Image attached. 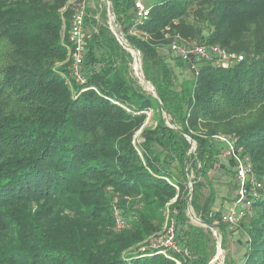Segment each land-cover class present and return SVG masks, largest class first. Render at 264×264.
I'll list each match as a JSON object with an SVG mask.
<instances>
[{
  "label": "trees",
  "instance_id": "16d2710c",
  "mask_svg": "<svg viewBox=\"0 0 264 264\" xmlns=\"http://www.w3.org/2000/svg\"><path fill=\"white\" fill-rule=\"evenodd\" d=\"M148 2L138 24L133 0L111 5L160 102L133 74L100 0L86 8L81 84L68 57L72 0H0V264H208L211 231L185 212L197 162L193 214L218 229L223 247L237 236L228 264H264V0ZM177 37L242 60L194 61L177 85L174 69L190 68L169 49ZM219 137L262 185L235 225L213 209L215 172L234 178ZM171 220L179 253L166 256L148 243Z\"/></svg>",
  "mask_w": 264,
  "mask_h": 264
},
{
  "label": "built area",
  "instance_id": "2783aa9c",
  "mask_svg": "<svg viewBox=\"0 0 264 264\" xmlns=\"http://www.w3.org/2000/svg\"><path fill=\"white\" fill-rule=\"evenodd\" d=\"M90 0H72V16L70 22V30L68 35L69 52L68 57L71 61V69L76 83L81 84L83 77L81 74V66L83 64L85 55V13ZM108 1V0H106ZM108 4V2H107ZM134 7V24L143 22L149 15L150 6L146 5L145 0H133ZM171 53L178 59L190 65L193 71H196L197 62H209L216 65L226 63H233L241 61L242 57H235L221 49L219 46L210 44H201L194 40H183L176 38L169 45ZM219 140L225 144L224 157L233 159L234 164V178L232 185L236 187V193L233 196L230 208L227 213L222 214L223 222L235 225L241 217L242 212L250 208L252 202L260 197V189L262 185L260 182L252 178V165L246 159L238 155L234 150L232 143L226 139L219 137ZM194 149H189L188 155L193 153ZM113 216L117 230L123 229L125 222L120 216V211L116 206L113 207ZM148 248H160L162 253L167 254L172 251L179 253L175 237L174 221L168 222L162 233L149 241ZM145 248H141L144 251Z\"/></svg>",
  "mask_w": 264,
  "mask_h": 264
},
{
  "label": "rangeland",
  "instance_id": "374dc122",
  "mask_svg": "<svg viewBox=\"0 0 264 264\" xmlns=\"http://www.w3.org/2000/svg\"><path fill=\"white\" fill-rule=\"evenodd\" d=\"M107 2L108 1H106V0H100L101 6L103 8H106V13H107ZM107 22H109V20ZM173 56H175V55L173 54ZM139 57H140V55H139ZM171 63H172V61H171ZM131 69H132L134 75L139 74L137 63H134L132 61ZM192 71L193 70L191 68H189V69H185V70H183V72L179 73L180 69L175 68L174 72H175V75H176V77H175L176 84L178 85V83L183 78H191L192 73H193ZM144 89L147 90L150 93V90H148V88L146 86H144ZM151 116H152L151 112H148V120H149L148 124L151 123ZM195 147H196L195 143H193L191 145L190 149H194ZM191 154H194V152L191 153ZM190 166H191V168H190ZM195 166H196V168H198L199 167V163L197 162V164ZM195 166L194 165L192 166V165L189 164V167L188 168L186 167L187 170L189 171V174H188V179H189L188 180V187H189V184H190V180L194 177L193 174H195V170L193 168H195ZM233 168H234V164H233ZM210 174H212V173H210ZM214 176L220 177V178H219V184L218 183L215 184L214 189H213V195H215V198H214V201H213V207H214V209H220L221 213H226L228 211V209L230 208L231 200H224L223 197H228L229 199L232 198V196H234L235 193H236V187L232 185L231 177H225L224 175L222 176V172L221 171L220 172H215ZM189 190H190V187H189ZM202 194H203V197H206L209 194V189L208 188H204L202 190ZM117 209H119V208H117ZM185 212H186V208H185ZM191 222L194 225L200 226L199 224H197L194 221H191ZM215 230H216V235L215 236L211 232V234L213 236V240H214L213 242H214V248H215L214 255L212 256V259L214 257H216V255H218V256H217V259L215 260V262H213V264H228V261L226 262V256L228 258L229 254H230V256H232V259H233L234 256L236 255L235 253H236V250H237L238 247H237V244H236L235 240L237 239V236H233V235H230V236L228 235L227 236L226 235V239H225V243H224V247H223L222 244H221L222 234L218 231L217 228H215ZM223 237H224V235H223ZM217 239H219V242H220V249H218V246H217ZM212 259L208 262V264L209 263L211 264ZM234 259H237V258H234Z\"/></svg>",
  "mask_w": 264,
  "mask_h": 264
},
{
  "label": "water",
  "instance_id": "95a60500",
  "mask_svg": "<svg viewBox=\"0 0 264 264\" xmlns=\"http://www.w3.org/2000/svg\"><path fill=\"white\" fill-rule=\"evenodd\" d=\"M109 15L112 16V19L115 23V29L112 27V25L110 24V19H109ZM109 20V22H107L108 26H109V29L111 30V32L113 33V35L116 37L118 43L122 46L121 42H120V37H123L124 34L122 32V30L120 29V27L118 26L117 22H116V19H115V16H114V12H113V9H112V5H111V0H108V4H107V21ZM123 47V46H122ZM124 48V47H123ZM125 49V48H124ZM136 51L138 52V50L136 49ZM138 55L139 52H138ZM136 78L140 81V83L144 86H146L149 90H150V93H152V95L160 102V99H159V96L157 94V91L154 87V85L148 80L146 79V77L144 76V73L142 71V68H141V65H140V72L138 75H135ZM161 106V110H162V104H160ZM163 114V117L165 119V123L167 124V126L173 128L174 130H176L177 132H179L180 134H182V131L172 125L169 121V119H166L165 116H168L164 111L162 112ZM189 143H190V146L194 143L192 140L188 139ZM194 151H195V148H194ZM194 175V174H193ZM194 181H195V176L190 180V184H189V187H190V193H189V196H188V199H187V206H186V213H187V216L189 217V219L191 221H194L196 222L197 224H199L201 227L203 228H207L209 229L213 235L215 236L216 235V230H215V227L208 224L207 222L201 220L199 217L197 216H194V215H190L189 212H188V206L191 207L190 205V198H191V192H192V188H193V184H194ZM192 208V207H191ZM217 246H218V249H220V242H219V239H217ZM217 256L214 257L211 261V264H213V262H215V260L217 259ZM210 264V263H209Z\"/></svg>",
  "mask_w": 264,
  "mask_h": 264
},
{
  "label": "bare ground",
  "instance_id": "6f19581e",
  "mask_svg": "<svg viewBox=\"0 0 264 264\" xmlns=\"http://www.w3.org/2000/svg\"><path fill=\"white\" fill-rule=\"evenodd\" d=\"M109 19H110V24L115 29V23H114L111 15H109ZM120 42H121L122 46L125 48V50H127V52L131 54V56L133 57V62L134 63H137L138 71L140 72L141 60H140V57L138 55V52L136 51L135 48H133L132 46H130V44L124 39V37H120ZM136 75H138V74H136ZM165 118L168 119L167 116H165ZM187 208H188L189 214L190 215H194L193 212H192L191 207L188 206Z\"/></svg>",
  "mask_w": 264,
  "mask_h": 264
},
{
  "label": "crops",
  "instance_id": "0c3cea01",
  "mask_svg": "<svg viewBox=\"0 0 264 264\" xmlns=\"http://www.w3.org/2000/svg\"><path fill=\"white\" fill-rule=\"evenodd\" d=\"M145 3H146V5H148V0H145ZM149 6V5H148ZM232 198H233V196H232ZM232 198H230V200H232ZM213 209H214V207H213ZM227 213V212H226ZM223 214H225V213H223Z\"/></svg>",
  "mask_w": 264,
  "mask_h": 264
}]
</instances>
